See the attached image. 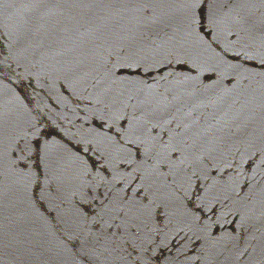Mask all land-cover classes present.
Wrapping results in <instances>:
<instances>
[{"label":"water","instance_id":"water-1","mask_svg":"<svg viewBox=\"0 0 264 264\" xmlns=\"http://www.w3.org/2000/svg\"><path fill=\"white\" fill-rule=\"evenodd\" d=\"M0 264H264V0H0Z\"/></svg>","mask_w":264,"mask_h":264}]
</instances>
